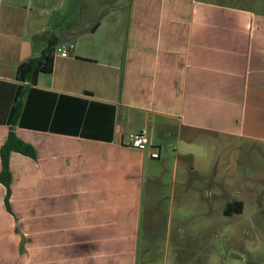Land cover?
Listing matches in <instances>:
<instances>
[{
    "label": "crops",
    "instance_id": "crops-1",
    "mask_svg": "<svg viewBox=\"0 0 264 264\" xmlns=\"http://www.w3.org/2000/svg\"><path fill=\"white\" fill-rule=\"evenodd\" d=\"M52 34L68 52L53 55L36 87L99 104L78 117L63 99L62 131L15 127L36 157L10 155L12 212L0 183V264H138L144 195L158 197L166 157L190 191L206 179L188 176L210 171L178 168L198 136L264 145V0H0V80L14 82ZM141 130L145 150L127 141ZM7 133L0 123V145ZM170 136L186 143L182 154L163 146ZM236 200L217 213L224 221L243 215V200L224 212ZM172 214L167 232L171 222H213L211 210ZM184 232L170 264L216 263Z\"/></svg>",
    "mask_w": 264,
    "mask_h": 264
},
{
    "label": "rangeland",
    "instance_id": "rangeland-1",
    "mask_svg": "<svg viewBox=\"0 0 264 264\" xmlns=\"http://www.w3.org/2000/svg\"><path fill=\"white\" fill-rule=\"evenodd\" d=\"M169 139L171 144L165 142L163 146L170 149V155L178 145L176 151L182 154L186 143L174 136ZM197 140L190 144L194 158L187 162L188 159L179 157L178 168L204 167L210 169L209 174L188 176L206 180L197 182L200 189L187 191L189 186L183 183L184 175L179 172L176 182L172 179L175 156L166 157L158 191L153 192L158 197H150L148 192L144 195L138 264H163L164 259L170 264L173 248L184 247L189 242L185 229L196 233L195 240L191 241L197 252L207 249L214 252L216 263L213 264H264V145L215 136H198ZM228 199L243 200L245 208L242 216L224 221L217 213ZM198 208L211 210L213 222H171L173 229L166 231L170 214ZM179 227L181 231L176 234ZM201 229L205 231L202 234Z\"/></svg>",
    "mask_w": 264,
    "mask_h": 264
},
{
    "label": "trees",
    "instance_id": "trees-1",
    "mask_svg": "<svg viewBox=\"0 0 264 264\" xmlns=\"http://www.w3.org/2000/svg\"><path fill=\"white\" fill-rule=\"evenodd\" d=\"M58 39L52 34L37 55L20 62L15 69L14 82L0 80V123L8 126V133L4 142L0 145V183L5 187L4 205L7 211L12 212L10 206L11 195V171L9 159L12 152H19L31 158L36 157L35 147L15 133V127H26L32 129L62 131L58 124V117L62 108L63 99L68 98L70 103L68 109L73 111V116L90 113L91 104L98 102H87L77 97H66L48 90L36 87L37 77L40 73H51L53 68V52ZM112 107V114H113ZM80 135H88L81 130ZM95 137H106L111 140V135ZM242 201L236 200L226 205L225 213L229 214L232 209H242ZM231 208V209H230Z\"/></svg>",
    "mask_w": 264,
    "mask_h": 264
},
{
    "label": "built area",
    "instance_id": "built-area-1",
    "mask_svg": "<svg viewBox=\"0 0 264 264\" xmlns=\"http://www.w3.org/2000/svg\"><path fill=\"white\" fill-rule=\"evenodd\" d=\"M69 47H71V45ZM67 52H68V48L66 46H58L54 50L53 55L55 54L66 55ZM127 141L131 147H134L139 150H145L148 147V139L144 130L128 134ZM150 155L153 158H157L159 157V152L156 149L151 151ZM262 251L264 252V246L262 247Z\"/></svg>",
    "mask_w": 264,
    "mask_h": 264
}]
</instances>
